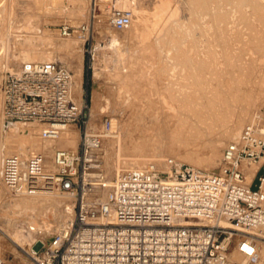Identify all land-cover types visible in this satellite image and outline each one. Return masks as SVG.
Returning a JSON list of instances; mask_svg holds the SVG:
<instances>
[{
    "label": "built area",
    "instance_id": "built-area-1",
    "mask_svg": "<svg viewBox=\"0 0 264 264\" xmlns=\"http://www.w3.org/2000/svg\"><path fill=\"white\" fill-rule=\"evenodd\" d=\"M132 17L129 8H113L108 22L123 29ZM85 29L64 26L60 34ZM0 91L6 122L41 125V140H55L71 126L79 134L76 147L54 148L51 167L39 150L24 159L4 156L0 179L11 196L60 194L68 199L62 207L68 217L47 237L20 231L23 243L0 226L15 250V259L0 255V264H264V128L258 124H246L211 170L186 172L172 158L149 160L121 171L104 190L100 154L114 132L112 119L94 118L83 88L76 96L67 65L22 62L4 71ZM248 165L256 169L249 173Z\"/></svg>",
    "mask_w": 264,
    "mask_h": 264
},
{
    "label": "rangeland",
    "instance_id": "rangeland-1",
    "mask_svg": "<svg viewBox=\"0 0 264 264\" xmlns=\"http://www.w3.org/2000/svg\"><path fill=\"white\" fill-rule=\"evenodd\" d=\"M46 1L0 0V82L5 70L14 69L22 62L57 60L74 72L76 84L79 82L81 91L83 88L91 99V108L95 88L97 102L102 105L97 113L93 112L94 118L99 121L108 114L114 128L112 135L119 131L122 135L119 142L107 143L106 150L102 148L103 168L113 165L121 171L131 169L127 163L123 168L121 159L131 158L134 150L129 146L134 144L137 133L146 142L143 127L150 125L151 132L156 122H175L186 131L181 143L168 142L172 150H167L165 156L173 159L180 146H185L187 161L192 163L186 166L190 171L216 167L225 145L246 124L264 126V0H204L202 6L189 5L191 2L186 0H170L175 5V14L172 8L167 12L155 8L156 0ZM114 4L132 10V21L126 28L117 29L109 24ZM137 17L144 18L143 25L148 29L139 28L142 24H136ZM162 17L160 26H154ZM25 25L30 28L24 29ZM64 26L87 30H82L81 35L65 37L60 34ZM114 36L122 42L114 43ZM26 55L31 59L22 58ZM79 68L82 74L78 81ZM10 127H20L15 136L9 133ZM24 128H34V137L28 142L34 144L32 151L45 150L47 162L50 161V149H40L44 143L38 136L41 125L6 122L0 91L1 157L5 156L6 140L22 135ZM76 138L70 144L57 139L55 144L66 148L76 143V147L79 134ZM150 138L155 137L152 134ZM219 141H222L220 154L213 164L195 163L193 158L200 160L196 155L203 158L212 143ZM145 147L149 153L146 163L152 157L158 158L161 151L157 147L154 152L149 145ZM16 152L22 157L28 154L19 146L10 149V154ZM9 195L0 182V211ZM56 196L67 203V197ZM45 215L42 217L46 218ZM40 246L37 243L35 248ZM14 251L13 243L0 234V255L14 258Z\"/></svg>",
    "mask_w": 264,
    "mask_h": 264
},
{
    "label": "bare ground",
    "instance_id": "bare-ground-1",
    "mask_svg": "<svg viewBox=\"0 0 264 264\" xmlns=\"http://www.w3.org/2000/svg\"><path fill=\"white\" fill-rule=\"evenodd\" d=\"M104 1H108V0H102L101 2H104ZM187 1L191 2V4H189V5H193V3H194V5L200 4L202 6L204 4V0H186V2ZM35 2L36 3H38V2L41 3L42 0H35ZM156 2H155L156 3L155 8H159V10H161V11L164 10L166 12L168 10L170 11L171 8H172V10H173L172 12L174 13L175 5L171 4L170 0H156ZM112 5H113V3H112ZM115 7L116 8H120L116 4H114V8ZM156 16L157 15H155V17ZM171 18H173V17L171 16ZM162 20H163V17L160 20H156L154 22V26L159 25V22H161ZM176 20L177 19L174 17V23L177 25V23H176L177 21ZM136 21H137L136 24H139V23L142 24V25L139 24V25H141V26H139L140 29H148L146 27L147 25H145L146 22H145L143 17L135 18V22ZM143 22L145 23L144 25H143ZM156 22L158 24H156ZM189 24H190V22H189ZM185 25H186V23H185ZM159 26H157V27H159ZM25 27L26 28H24V29H29L30 28L29 25H25ZM156 29H157V34H158V32H159L158 29L159 28H156ZM153 35H156V34L154 33ZM113 42L114 43H119L120 40H118V38L116 36H114L113 37ZM27 55L23 56L22 58L23 59H28V57H29V59H31V57L27 56ZM146 58H147V56H146ZM81 74H82V69L79 68L78 71H77L78 81H79V79L81 80ZM77 85H78V87H77ZM93 90L94 91L92 93L93 96H92V108H91V110H92V112L95 113L98 110L97 108L101 107L102 103L97 102V99H96L97 96L95 95V88ZM80 92H81V88L79 87V82H78V84H76V96L77 97L80 96V94H81ZM102 107L105 108L104 104H103ZM158 118L160 119V117H158ZM156 123H157L156 124V128L154 127V125H152L153 127L151 128L152 129L151 132H149V129H150L149 126L150 125H148V127H147V125H146V127H143L145 129V131H146V133H145V136L147 137L146 142L142 141V138H141L142 136L140 137L138 135L139 134L138 131H137L138 133L135 132V133H137L138 137L135 138V135H134V138H135V139H133L134 144L132 146H129V147H131V150H134V151L131 152V155H132L131 158L130 159H125L124 156H123V159L120 158L121 161L123 162V165H122L123 168H125L127 166H130L131 167L130 170H137V169L142 168L144 166V164H146L145 159H146V157H148L149 153H148V149L145 147V145H149L151 147L150 150L152 149L151 151H153V149L156 150V147H157V149H159V151L162 152V154L160 152V155H157V157H158L157 159L152 157V160L155 159L156 161H163L164 159L167 158V156H165L166 154H168V153H166V152H168L167 150H169V151L172 150L171 147L170 148L168 147V142L169 141H178V142L181 143L185 139L183 136H184V133L186 131L183 130L182 128H179L177 123L176 124H175V122H173V123L170 122L169 124L167 122H156ZM126 127H127V124H126ZM19 128L20 127H17V128L16 127H10L9 128L10 129L9 133L13 134L15 136V134L18 132ZM261 128H264V126H261ZM128 129H129V127H128ZM21 133H23V134L20 135ZM21 133L19 134L20 136H18V137L6 140V144L5 145H6L7 149L5 148L6 150L3 151V152H5L4 155L10 154V149L13 148L14 146H19L23 151H25L24 154L25 153L30 154L31 152H34V151H32L33 148H34L33 147L34 144L33 143H28V142H30V139H32L34 137L33 136L34 128H31V129L24 128L23 132H21ZM128 134H129V132H128ZM152 134L155 137L153 139L150 138L152 136ZM76 135L78 136L77 129L71 130V127H68L66 130H64L60 134V136L57 139L58 140L60 139V141L63 142V143L66 142V143L70 144V143H72L74 141L76 142V140H74L76 138ZM237 135H238V133L235 134V137H233V139L236 138ZM121 136L122 135H121L120 131L117 134H115V135H112V133H111L109 136H107V138H105V140L103 141V148H105L104 150L108 149L107 146H106L107 143L109 145V144H112L113 142H119L120 139L122 138ZM23 137H24V139H22ZM57 139H55V140H57ZM55 140H52V141H55ZM134 140H136V141H134ZM42 141H44V143H42V148H40L41 145H40L39 148L40 149H43V148L44 149H47V148L50 149V157H52V151L54 150V148H57V146L55 144L57 141H55L53 143V146H52V141L51 140H42ZM46 141H48V142H46ZM49 142H51V143H49ZM75 144H73L72 146H74ZM120 144L118 145L119 149L122 148V146ZM221 144H222V141H219V142H216V143H212V145L209 147V151L204 153L206 155H204L203 158L200 155L199 156L196 155L195 157H199L200 160H197V158H196V160H195V158H193V160L195 161V163L196 162L197 163H202L203 166H208L210 164H213L216 161V159L219 157ZM154 145L155 146L157 145V146L155 147ZM173 146H175V145H173ZM184 147L185 146H183V148ZM183 148H181V146H180L179 151L174 153L175 156L173 157V159L175 161V167H180V168L185 169L186 172H191L188 168H186V166L191 165L192 163L187 161V159H189L188 158L189 156H188V154H185L186 153V149H183ZM125 150H126V148H125ZM39 151L43 152L45 155L47 154L45 152V150H39ZM16 154H17V152H16ZM28 154L24 155V156L27 157ZM123 155H125V154L123 153ZM24 156H23V159H24ZM2 158L3 157L0 156V169H1V164H2ZM181 161H183L182 164H181ZM124 163H127V166ZM106 164H108V163H106ZM47 166L51 167V159H50V161H48ZM245 167L249 171V173H252L256 169V167L254 165H248V166H245ZM104 169H105V173H104V179H103L104 180V188L103 189L106 190L112 185L116 175L120 174L121 170H118V168L114 167L113 165L112 166L111 165L110 166H106L105 165ZM123 170H126V169H122V171ZM200 171H203V170H200ZM9 196L10 197L8 198V200L3 202V204H4L2 206L3 210L0 211V219H1L0 226L4 229V231L7 233V235L10 236L13 239V242L23 243L24 240L19 238V237H22V236H19V233H18V232L23 231V230H27V232H29V235H32V236L41 235V234H42V236H49L52 232H54L56 229L61 227L63 225L64 221L68 217V214L63 211V208L60 209L61 207H63L62 205L64 204V202L60 198H58L57 197L58 195L56 196V193H54V192H51V193H49V192H38V194L33 195V196H28V195H22V196H20V195L11 196V195H9ZM60 205H61V207H60ZM47 210H48V212H47ZM43 214H46L45 215L46 218L42 217ZM32 215H35V216H32ZM38 218L40 220H38ZM41 218H43V219H41ZM262 252L264 254V250ZM233 255L236 258L240 257L239 254L236 253V252H234Z\"/></svg>",
    "mask_w": 264,
    "mask_h": 264
},
{
    "label": "crops",
    "instance_id": "crops-1",
    "mask_svg": "<svg viewBox=\"0 0 264 264\" xmlns=\"http://www.w3.org/2000/svg\"><path fill=\"white\" fill-rule=\"evenodd\" d=\"M66 65V64H65Z\"/></svg>",
    "mask_w": 264,
    "mask_h": 264
}]
</instances>
